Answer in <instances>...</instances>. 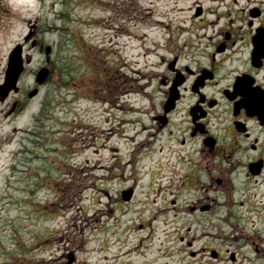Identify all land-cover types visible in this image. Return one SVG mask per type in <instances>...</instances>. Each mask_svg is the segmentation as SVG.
Segmentation results:
<instances>
[{"label": "rangeland", "instance_id": "rangeland-1", "mask_svg": "<svg viewBox=\"0 0 264 264\" xmlns=\"http://www.w3.org/2000/svg\"><path fill=\"white\" fill-rule=\"evenodd\" d=\"M191 1L135 0L126 7L124 0H0V81L10 49L31 29L53 46L51 59L74 60L80 68L94 64L93 73L83 75L86 86L58 87L54 71L20 111L9 113V101H0V264H213L207 254L200 259L178 250L186 241L197 249L213 234H201L188 209L196 184L174 210L162 209L178 193L186 166L153 148L144 138L148 128L138 134L149 123L147 101L133 93L132 103H110L101 97L111 88L89 83L125 71L131 77L136 69L145 82L163 52L167 10L181 6L183 16ZM27 52L33 59L28 68L44 63L38 49ZM31 82L26 73L21 84ZM36 130L40 138L31 133ZM131 181L136 195L122 202L120 190ZM168 225L181 227L180 233Z\"/></svg>", "mask_w": 264, "mask_h": 264}, {"label": "flooded vegetation", "instance_id": "flooded-vegetation-1", "mask_svg": "<svg viewBox=\"0 0 264 264\" xmlns=\"http://www.w3.org/2000/svg\"><path fill=\"white\" fill-rule=\"evenodd\" d=\"M182 9L167 10L144 126L159 151L186 166L170 203L196 184L189 210L200 216L201 234H214L199 249L186 241L178 250L213 264H264V0H192Z\"/></svg>", "mask_w": 264, "mask_h": 264}, {"label": "water", "instance_id": "water-1", "mask_svg": "<svg viewBox=\"0 0 264 264\" xmlns=\"http://www.w3.org/2000/svg\"><path fill=\"white\" fill-rule=\"evenodd\" d=\"M49 51V46L46 52ZM22 70V57H21V46H17L13 49L9 57L8 68L6 72V82L0 89V98L3 99L8 91L15 85L18 75ZM48 75V69L43 68L39 71L37 81L42 82ZM35 91L31 92L32 95ZM73 259L72 256L69 257V261Z\"/></svg>", "mask_w": 264, "mask_h": 264}, {"label": "trees", "instance_id": "trees-1", "mask_svg": "<svg viewBox=\"0 0 264 264\" xmlns=\"http://www.w3.org/2000/svg\"><path fill=\"white\" fill-rule=\"evenodd\" d=\"M70 63H72V60H71V62L67 59H65V61H63L64 65H68ZM64 65H61V63H60V65H54V66H55V71L58 72L57 75L59 76L61 83L66 84V83H68L70 76H69L67 71L66 72L62 71V69L64 68ZM53 73H54V71H53Z\"/></svg>", "mask_w": 264, "mask_h": 264}, {"label": "bare ground", "instance_id": "bare-ground-1", "mask_svg": "<svg viewBox=\"0 0 264 264\" xmlns=\"http://www.w3.org/2000/svg\"><path fill=\"white\" fill-rule=\"evenodd\" d=\"M130 251H132V250L129 249V248H125L124 253H126V252H130Z\"/></svg>", "mask_w": 264, "mask_h": 264}]
</instances>
